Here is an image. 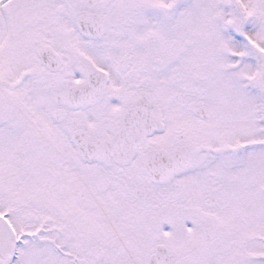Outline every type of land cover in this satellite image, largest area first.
<instances>
[{"label":"snow or ice","instance_id":"obj_1","mask_svg":"<svg viewBox=\"0 0 264 264\" xmlns=\"http://www.w3.org/2000/svg\"><path fill=\"white\" fill-rule=\"evenodd\" d=\"M0 264H264V0H0Z\"/></svg>","mask_w":264,"mask_h":264}]
</instances>
